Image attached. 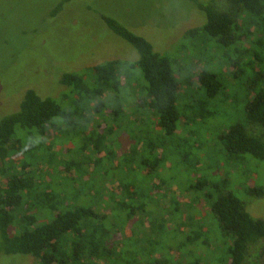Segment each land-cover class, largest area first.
I'll return each instance as SVG.
<instances>
[{
	"label": "trees",
	"instance_id": "obj_1",
	"mask_svg": "<svg viewBox=\"0 0 264 264\" xmlns=\"http://www.w3.org/2000/svg\"><path fill=\"white\" fill-rule=\"evenodd\" d=\"M68 1L59 0L49 15L55 16ZM189 1L204 12L206 22L185 32L184 40H190L188 46L198 42L208 45L206 51L220 57L235 80L250 76L245 81L243 123H235L225 133L219 134L220 147L227 161L243 154L264 161V134L258 135L257 131L264 129L263 38L253 30V26L264 24V0H219L222 6L210 4L212 0L207 3ZM101 20L108 29L134 47L138 55L136 60L110 59L82 70L62 72L59 86L65 87L61 91L69 95L67 102L50 93L41 97L35 90L27 89L19 108L0 118L1 162L11 153L12 156L17 153L31 156L32 147H40L49 131L57 133L64 126L66 129L69 127L76 137H81L80 146L61 153V171L68 178L66 187L57 186L34 174L27 168L31 165L29 162L16 164L12 156L4 162L5 166H0V174L4 175V182L0 185V253L31 255L37 259V264H98L96 259L102 257L103 250H108V232L100 221L107 215L92 205V194H98L99 185L91 180L90 174L103 166L107 178L117 181V191L105 189L110 195L108 199L118 207L115 210L124 212L129 200H138L143 195L135 182V175L132 186L131 182L125 183L128 175L123 171L124 167H130L129 173L143 177L146 165L153 168L164 160L163 146L166 147L167 140L158 157L150 159V156L156 155L153 153L156 151V137L151 132L159 130L168 138L187 128L189 135L193 136L194 130L189 124L196 126L199 120L205 122L215 114L214 105L227 98L228 93L224 91L227 80L213 68L216 64L206 60L205 67L197 72L196 86L191 87L193 76L188 77L185 65L189 69L193 66L187 58L184 59L187 61L185 64H180L181 55L172 58L154 51L147 39L132 32L114 17L101 15ZM205 55L203 52L200 57L204 59ZM177 71L181 75L185 73V76L179 78ZM180 82L186 86L182 92ZM122 90L127 91L138 108L143 109L142 113H133L135 117L131 119L128 114L125 115L121 106L125 101ZM68 101L72 102L74 110L69 109ZM92 113L118 122L114 129L119 128L120 122H139L134 128L136 132H133L132 144L121 154L122 162L117 160L115 151L103 153L105 128L102 131L93 130L87 136L85 128L77 126V118ZM143 131L147 134L142 135ZM179 145L181 152L184 142H179ZM90 151L93 152L91 156ZM183 153L187 155V151ZM192 161L181 158L177 163L194 172L201 160ZM115 171L118 174L113 178L110 172ZM150 173L148 170L146 176ZM202 183H205L204 180ZM189 187V191L193 190L191 185ZM248 191L255 196L263 195L261 186ZM140 207H143L142 203L131 205V215H135ZM210 211L220 232L231 237L229 264H252L254 260L264 264L260 260L264 258L262 219L251 216L245 203L231 193L219 194L211 201ZM51 212H54L53 218L48 217ZM125 216L129 217L127 210ZM198 237L189 229L186 241ZM153 264L166 262L159 260ZM182 264H201V260Z\"/></svg>",
	"mask_w": 264,
	"mask_h": 264
},
{
	"label": "rangeland",
	"instance_id": "obj_2",
	"mask_svg": "<svg viewBox=\"0 0 264 264\" xmlns=\"http://www.w3.org/2000/svg\"><path fill=\"white\" fill-rule=\"evenodd\" d=\"M58 1L0 0V118L19 108L27 89L35 90L41 97L50 93L67 102L69 95L63 94L61 90L65 87L59 86L62 72L82 70L110 59H137L134 47L108 29L101 15L114 17L132 32L147 39L156 52L172 58L181 55L180 64H185L187 61L184 59L187 58L193 66L189 69L185 65L188 77L193 76L191 87L196 86L197 72L205 67V62L216 64L213 68L227 80L224 91L228 94L223 102L214 105L215 114L208 117L207 122L199 120L196 126L189 124L194 130L193 136L189 135L187 128L172 136L173 140L172 137H164L159 130L152 131L156 137V151L153 152L156 155L150 156V159L157 158L163 148L165 157L153 168L149 164L145 166L146 174L149 170L150 175L138 177L129 173L130 167H124L123 171L128 175L125 183L131 182L132 186L135 175V182L144 197L129 200L124 212L116 211L118 207L108 199L110 195L105 187L117 191V181L107 178L108 174L104 173L101 165L90 174L91 180L99 185L98 194L91 196L93 207L107 215L100 221L108 232V250H103L102 257L96 259L98 264H153L159 260H164L166 264H182L198 259L201 264H229L231 237L223 235L216 226L210 211L211 201L219 194L231 193L245 203L251 216L264 221V161L249 154L227 161L218 139L219 134L225 133L231 125L243 123L245 81L250 76H242L237 81L229 75V68L222 64L220 57L206 51L208 45L198 42L188 46L190 40H184L185 32L206 22L204 12L189 0H70L55 16H50L49 11ZM202 1L207 3L209 0ZM216 1L212 0L210 4L223 5ZM253 30L262 36L264 51V24L253 26ZM203 52L206 54L204 59L200 57ZM177 76L182 78L185 73L181 75L177 71ZM180 87L182 92L186 86L180 82ZM121 93L125 97L121 104L125 115L128 114L131 119L135 114L142 113L143 109L138 108L127 91L122 90ZM68 102L69 109L74 110L72 102ZM152 119L155 121V118ZM77 120V126L85 128L87 136L93 130L102 131L105 128L103 153L115 151L120 162L121 154L132 144L133 132H136L134 128L139 124L133 120L126 124L119 121V128L114 129L118 122L99 113L82 115ZM59 124L64 125L63 122ZM257 131L258 135L264 134L263 128ZM73 134L65 126L57 133L49 131L44 144L32 147L31 156L18 153L12 156L11 153L3 161L12 156L16 164L29 162L31 165L27 168L34 174L57 186L66 187L68 178L61 171V153L80 146L81 137ZM144 134L147 132L143 131ZM165 140L168 143L162 148ZM179 142H184L181 152ZM90 153V156L93 155L92 151ZM181 158L200 159L201 164L198 163V168L191 172L177 163ZM4 162L0 160V166H5ZM116 174V171L110 172L113 178ZM3 182L4 175L0 174V185ZM190 185L193 187L191 191L188 190ZM258 186L263 188V195L249 193V189ZM138 202L143 207L131 215V205L137 206ZM126 210L129 217L125 216ZM53 216L54 212L48 214L50 218ZM189 229L190 233H197L199 237L186 241ZM260 260L264 262V258ZM0 264H37V259L31 255L0 253ZM252 264H258V261L254 260Z\"/></svg>",
	"mask_w": 264,
	"mask_h": 264
}]
</instances>
